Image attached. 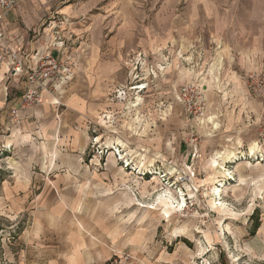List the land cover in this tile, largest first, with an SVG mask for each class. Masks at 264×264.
Returning <instances> with one entry per match:
<instances>
[{"label": "rangeland", "instance_id": "rangeland-1", "mask_svg": "<svg viewBox=\"0 0 264 264\" xmlns=\"http://www.w3.org/2000/svg\"><path fill=\"white\" fill-rule=\"evenodd\" d=\"M65 7L136 43L103 108L66 127L56 111V139L33 112L0 128V264H264L261 63L201 28L191 43L180 0H17L9 14L44 30Z\"/></svg>", "mask_w": 264, "mask_h": 264}, {"label": "crops", "instance_id": "crops-1", "mask_svg": "<svg viewBox=\"0 0 264 264\" xmlns=\"http://www.w3.org/2000/svg\"><path fill=\"white\" fill-rule=\"evenodd\" d=\"M180 1L185 20L182 31L192 38L191 43L201 39L196 35V30L201 28L202 33H209L206 42L235 48L234 53L238 54L239 63L244 67L259 61L264 70V0ZM121 11L118 10L119 15H122ZM68 13L73 12L68 7L63 8L58 20L55 18L44 30L31 25L20 27L18 13L9 14L8 18L3 19L1 27L13 49L31 62L34 57L50 49L55 59L69 67V74L54 93L41 94L42 104L39 107L21 110L17 120L12 116V111L20 108L26 82L22 77H11L8 63L4 64L0 68V128L20 124L33 112L37 114L39 127H42L45 135L56 139V111L60 107L65 108L61 116L58 115L61 127L69 126L70 121L75 122V117H78L74 114L80 116L85 112L92 115L99 106L103 108L104 104L95 98L127 78L124 49L128 41L136 43L129 26L120 23L114 31L108 26L103 31L91 23L83 29L72 21L74 17L70 19L73 15ZM58 42L63 45H58ZM60 92L66 94L60 98L61 102L56 97V93Z\"/></svg>", "mask_w": 264, "mask_h": 264}, {"label": "built area", "instance_id": "built-area-1", "mask_svg": "<svg viewBox=\"0 0 264 264\" xmlns=\"http://www.w3.org/2000/svg\"><path fill=\"white\" fill-rule=\"evenodd\" d=\"M16 5L17 0H0V68L8 63L9 75L22 77L26 82L20 108L12 111V116L18 120L21 110H35L42 104L41 94L43 92L54 93L56 91L57 87L68 77L69 67L55 59L50 49L34 57L31 62L28 57L11 47L1 23ZM57 44L63 45L62 42ZM257 84L261 90H264V79H260Z\"/></svg>", "mask_w": 264, "mask_h": 264}, {"label": "bare ground", "instance_id": "bare-ground-1", "mask_svg": "<svg viewBox=\"0 0 264 264\" xmlns=\"http://www.w3.org/2000/svg\"><path fill=\"white\" fill-rule=\"evenodd\" d=\"M217 194H221L220 190H216ZM170 200V199H169ZM172 201V200H171ZM183 205V204H182ZM219 205V204H218ZM164 208L168 209L167 211L171 212L174 210V206L172 205V203H170L168 200L164 201L163 203Z\"/></svg>", "mask_w": 264, "mask_h": 264}]
</instances>
